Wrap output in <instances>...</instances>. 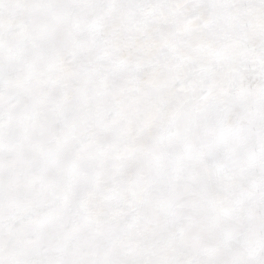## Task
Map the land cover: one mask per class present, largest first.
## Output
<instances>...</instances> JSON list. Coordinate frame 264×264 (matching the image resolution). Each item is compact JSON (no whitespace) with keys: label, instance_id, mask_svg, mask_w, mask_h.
Returning a JSON list of instances; mask_svg holds the SVG:
<instances>
[{"label":"snow or ice","instance_id":"1","mask_svg":"<svg viewBox=\"0 0 264 264\" xmlns=\"http://www.w3.org/2000/svg\"><path fill=\"white\" fill-rule=\"evenodd\" d=\"M0 264H264V0H0Z\"/></svg>","mask_w":264,"mask_h":264}]
</instances>
